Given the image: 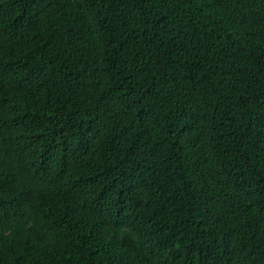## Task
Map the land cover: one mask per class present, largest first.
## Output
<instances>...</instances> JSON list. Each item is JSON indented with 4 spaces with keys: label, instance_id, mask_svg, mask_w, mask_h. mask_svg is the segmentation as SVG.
<instances>
[{
    "label": "trees",
    "instance_id": "trees-1",
    "mask_svg": "<svg viewBox=\"0 0 264 264\" xmlns=\"http://www.w3.org/2000/svg\"><path fill=\"white\" fill-rule=\"evenodd\" d=\"M0 264H264V0H0Z\"/></svg>",
    "mask_w": 264,
    "mask_h": 264
}]
</instances>
